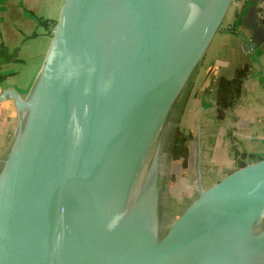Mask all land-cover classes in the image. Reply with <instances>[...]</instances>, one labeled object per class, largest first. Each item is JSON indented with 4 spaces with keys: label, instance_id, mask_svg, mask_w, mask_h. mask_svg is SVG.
<instances>
[{
    "label": "water",
    "instance_id": "95a60500",
    "mask_svg": "<svg viewBox=\"0 0 264 264\" xmlns=\"http://www.w3.org/2000/svg\"><path fill=\"white\" fill-rule=\"evenodd\" d=\"M231 2L63 1L29 92L0 90V264H264V156L205 179L198 123L194 196L160 210L174 104Z\"/></svg>",
    "mask_w": 264,
    "mask_h": 264
},
{
    "label": "crops",
    "instance_id": "0c3cea01",
    "mask_svg": "<svg viewBox=\"0 0 264 264\" xmlns=\"http://www.w3.org/2000/svg\"><path fill=\"white\" fill-rule=\"evenodd\" d=\"M63 1L0 0V90L29 92ZM189 100V117L197 108L194 149L199 121L211 177L264 156V0H232L193 73ZM18 119L12 99L0 100V167Z\"/></svg>",
    "mask_w": 264,
    "mask_h": 264
},
{
    "label": "rangeland",
    "instance_id": "374dc122",
    "mask_svg": "<svg viewBox=\"0 0 264 264\" xmlns=\"http://www.w3.org/2000/svg\"><path fill=\"white\" fill-rule=\"evenodd\" d=\"M192 78L193 75L179 99V109L175 116L176 121L174 122L172 138L169 142L170 152L167 168L160 182L161 213L165 209L168 210V208L172 207L176 210L178 204L181 208L183 204L180 205V202L183 198L184 200H191L194 196L193 190L197 182V149H194L197 108L193 109L190 117L187 113ZM228 137L229 142L233 143L232 148H230L233 150V145L236 143L234 142L235 138L232 132ZM203 151L201 145V171L203 177L206 179L213 175V168L207 164L205 165L204 161H207L206 158L209 155V151Z\"/></svg>",
    "mask_w": 264,
    "mask_h": 264
},
{
    "label": "flooded vegetation",
    "instance_id": "af4514ba",
    "mask_svg": "<svg viewBox=\"0 0 264 264\" xmlns=\"http://www.w3.org/2000/svg\"><path fill=\"white\" fill-rule=\"evenodd\" d=\"M178 109H179V101L174 104V108H173V112H172V117L173 116H176V114L178 112Z\"/></svg>",
    "mask_w": 264,
    "mask_h": 264
}]
</instances>
